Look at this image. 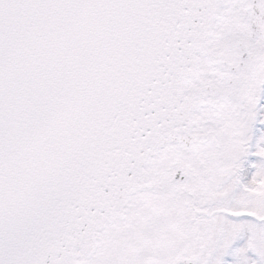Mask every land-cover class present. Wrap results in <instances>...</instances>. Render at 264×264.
<instances>
[{
  "label": "snow or ice",
  "instance_id": "1",
  "mask_svg": "<svg viewBox=\"0 0 264 264\" xmlns=\"http://www.w3.org/2000/svg\"><path fill=\"white\" fill-rule=\"evenodd\" d=\"M0 264H264V0H0Z\"/></svg>",
  "mask_w": 264,
  "mask_h": 264
}]
</instances>
